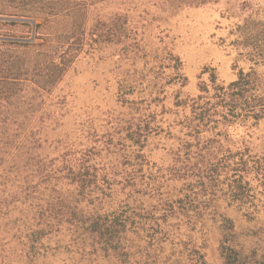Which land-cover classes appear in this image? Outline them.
<instances>
[{
	"label": "rangeland",
	"instance_id": "rangeland-1",
	"mask_svg": "<svg viewBox=\"0 0 264 264\" xmlns=\"http://www.w3.org/2000/svg\"><path fill=\"white\" fill-rule=\"evenodd\" d=\"M84 1V51L51 92L35 93L41 96L35 115L17 122L21 133L0 150V223L30 217L34 198L24 194L22 185L34 164L84 151L93 154L109 178L107 196L98 207L133 210L136 218L126 236L129 254L113 260L46 237L42 254L28 259L23 247L5 236L0 238V264H264L262 181L252 180L254 196L244 202L232 196L222 176L210 185L209 195L189 207L186 195L197 192L170 170L190 114L182 101L199 95L202 81L209 82L214 71L226 84L237 78L239 68L254 66L264 75V62L241 55L233 34L244 2L264 6V0L183 7L165 6L164 0ZM117 14L129 21L124 41L104 40L95 26ZM17 21H0V36L33 40L34 20ZM177 57L186 81L173 69ZM227 131L223 149L250 147L264 155V120Z\"/></svg>",
	"mask_w": 264,
	"mask_h": 264
},
{
	"label": "trees",
	"instance_id": "trees-1",
	"mask_svg": "<svg viewBox=\"0 0 264 264\" xmlns=\"http://www.w3.org/2000/svg\"><path fill=\"white\" fill-rule=\"evenodd\" d=\"M217 1L164 0L163 4L183 7ZM25 18L34 20L33 40L0 36V150L8 146L6 140L21 133L22 124L17 122L35 115L41 101L35 93L51 92L86 47L88 12L84 0H0V21L14 24ZM128 22L117 14L99 20L95 27L104 40L114 41L116 37L123 42ZM233 34L241 55L246 54L254 63L264 62L263 5L244 2V15ZM173 69L179 78L187 80L180 57ZM182 102L190 114L182 123L185 133L173 151L170 170L197 192L186 195L188 206L194 207L196 200L209 195L210 185L222 181V176L228 179L235 199L250 201L254 196L252 180L264 184V155L253 153L250 147L223 149L221 141L232 126L248 129L264 120V75L254 66L239 68L237 78L226 84L214 71L209 82L202 81L199 95ZM219 148L225 152L220 153ZM108 180L96 166L93 154L84 151H69L62 160L39 161L22 185L24 194L34 198L28 210L30 217L1 222L0 238L12 237L23 247V253H28L23 254L28 259L42 254L46 237L66 240L69 248L79 253H104L113 260L129 254L126 236L136 218L133 210L123 205L98 207L107 196Z\"/></svg>",
	"mask_w": 264,
	"mask_h": 264
}]
</instances>
